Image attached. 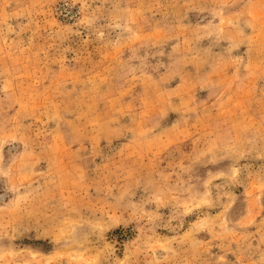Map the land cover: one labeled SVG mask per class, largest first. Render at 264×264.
<instances>
[{
  "label": "rangeland",
  "instance_id": "obj_1",
  "mask_svg": "<svg viewBox=\"0 0 264 264\" xmlns=\"http://www.w3.org/2000/svg\"><path fill=\"white\" fill-rule=\"evenodd\" d=\"M0 264H264V0H0Z\"/></svg>",
  "mask_w": 264,
  "mask_h": 264
}]
</instances>
